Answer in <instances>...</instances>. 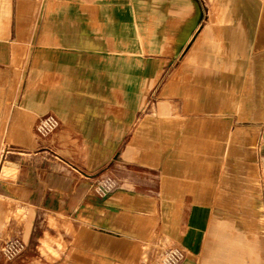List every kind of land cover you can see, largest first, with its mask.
Returning <instances> with one entry per match:
<instances>
[{"label":"crops","instance_id":"obj_1","mask_svg":"<svg viewBox=\"0 0 264 264\" xmlns=\"http://www.w3.org/2000/svg\"><path fill=\"white\" fill-rule=\"evenodd\" d=\"M214 6L0 0V264H264V0Z\"/></svg>","mask_w":264,"mask_h":264},{"label":"built area","instance_id":"obj_2","mask_svg":"<svg viewBox=\"0 0 264 264\" xmlns=\"http://www.w3.org/2000/svg\"><path fill=\"white\" fill-rule=\"evenodd\" d=\"M59 126V120L52 114H46L37 119L34 132L39 138H47ZM48 154L58 159V156L52 150H48ZM116 186L115 180L108 175L99 177L94 183V191L98 197L106 196ZM27 250L25 242L14 237L0 242V259L5 262H13L20 258Z\"/></svg>","mask_w":264,"mask_h":264},{"label":"rangeland","instance_id":"obj_3","mask_svg":"<svg viewBox=\"0 0 264 264\" xmlns=\"http://www.w3.org/2000/svg\"><path fill=\"white\" fill-rule=\"evenodd\" d=\"M196 1L199 3V6L203 10L202 17H208L209 15L214 13L215 11L214 3L216 0H196ZM178 65H179V61H176L173 64H167V67L171 69V68H175ZM167 76H168L167 74H163L159 76V84L161 82H164ZM151 94L152 97H154L156 94V90H153ZM157 245H158V249L156 255L154 256V259L151 260V258L148 255V252H143V261L145 264H177V262L180 259H182L183 256L181 252L173 248L167 240L158 238Z\"/></svg>","mask_w":264,"mask_h":264}]
</instances>
